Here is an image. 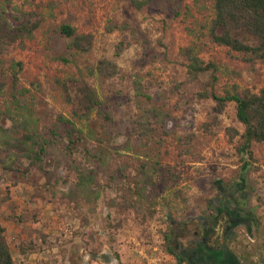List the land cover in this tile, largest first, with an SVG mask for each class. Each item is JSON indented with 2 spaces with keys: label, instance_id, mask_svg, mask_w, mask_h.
I'll use <instances>...</instances> for the list:
<instances>
[{
  "label": "rangeland",
  "instance_id": "rangeland-1",
  "mask_svg": "<svg viewBox=\"0 0 264 264\" xmlns=\"http://www.w3.org/2000/svg\"><path fill=\"white\" fill-rule=\"evenodd\" d=\"M9 1L10 13L37 12L44 18L33 39L0 52V110L9 108L13 117L2 122L12 131L11 139L0 136L5 160L0 165V219L16 264H175L164 249V234L177 237L179 223L204 217L219 185L229 187L240 178L264 247V143H253L252 159L244 158V126L235 104H227L218 116L215 101L199 96L204 89L185 83L182 50L197 45L200 58L219 68L209 93L223 97L246 89L264 91V65L251 67L241 55L205 36L213 0H152L141 10L132 0ZM62 25L93 35L92 51L71 49L60 35ZM121 44L124 50L118 54ZM103 60L114 62L120 75L99 76L96 67ZM12 61L23 64L20 105L12 99ZM136 82L151 97V105L171 115L166 134L150 147L136 141L134 121L145 105L136 95ZM77 84L88 85L99 103L89 120L73 116L67 93L72 95ZM60 116L102 140L112 160L118 152L124 161L140 159L157 168L156 174L151 168L154 186L146 189L141 209L119 208V186L104 188L98 200L96 194L71 200L76 178L67 165L58 166L57 154L45 157L41 168L26 159L17 162V151L4 142L13 144L23 135L49 139L51 131L63 139ZM246 162L250 166L245 172ZM88 167L96 170L97 160Z\"/></svg>",
  "mask_w": 264,
  "mask_h": 264
},
{
  "label": "trees",
  "instance_id": "trees-1",
  "mask_svg": "<svg viewBox=\"0 0 264 264\" xmlns=\"http://www.w3.org/2000/svg\"><path fill=\"white\" fill-rule=\"evenodd\" d=\"M152 0H132V5L141 10L150 4ZM11 2L0 1V52L15 45L21 44L34 38L35 33L42 27L44 18L37 12L10 13ZM213 17L204 28L205 36L215 46L227 48L230 52L241 55V61L251 67L258 63L264 65V0H213ZM60 35L70 41V48L81 54H88L94 46V37L91 34H80L70 25L60 27ZM118 54L124 50V45L117 47ZM199 46L192 45L184 50L186 64V84L196 85L204 89L199 93L201 98L211 97L215 103V112L219 116L227 107V104L234 103L236 115L239 122L244 126L241 136L243 141L241 153L246 159H252L251 147L253 143H264V91L259 94L252 93L246 89L242 92H227L220 97L208 92L213 87L218 77L217 65L205 63L199 56ZM12 99L20 105L23 96L18 90L19 75L23 71V64L12 61ZM3 62L0 61V95L4 92ZM96 73L106 79L120 75L118 66L109 60H103L97 67ZM136 95L145 100V105L140 109L134 125L136 141L139 146L150 147L157 143L166 134L167 123L171 115L162 108L150 104L151 97L146 93L141 83H134ZM74 93H67L69 102L73 105V116L81 120H89L91 115L99 108V103L91 88L86 85H75ZM108 122L107 115L104 116ZM12 111L8 108L0 110V136L10 138L11 130L2 126V122L12 120ZM59 123L65 126L63 139L57 131H51L49 139L34 138L31 135H23L21 139L11 144L5 141L4 144L11 146L17 151V162L20 159L29 161L30 166L39 167L45 157L57 154L58 166L67 165L76 182L69 191V198L77 199L80 195L88 199L95 196L98 200L101 190L106 187L119 186V197L122 202L118 203L120 209L138 210L143 207L142 200L146 198V189L154 186L152 172L157 173V168L150 167L136 160L124 161L118 152L113 156L107 153L103 147L102 140L94 135L86 133L83 129L63 116L59 117ZM27 129V128H26ZM25 129V130H26ZM129 147H124L126 149ZM94 159L98 162L96 170L88 167L89 162ZM85 161V162H84ZM140 161V162H139ZM87 162V163H86ZM5 160L0 154V165ZM249 163H245L243 170L246 172ZM151 168L152 171H151ZM100 180L102 183H100ZM94 186L97 189L94 190ZM164 249L168 254L175 256L177 244L172 235L164 234ZM0 264H16L13 258L9 243L6 239L5 228L0 219Z\"/></svg>",
  "mask_w": 264,
  "mask_h": 264
},
{
  "label": "flooded vegetation",
  "instance_id": "flooded-vegetation-1",
  "mask_svg": "<svg viewBox=\"0 0 264 264\" xmlns=\"http://www.w3.org/2000/svg\"><path fill=\"white\" fill-rule=\"evenodd\" d=\"M205 211L204 217L177 225L175 264H264L259 224L243 178L229 187L219 185Z\"/></svg>",
  "mask_w": 264,
  "mask_h": 264
}]
</instances>
